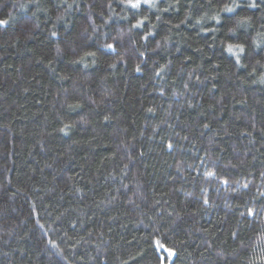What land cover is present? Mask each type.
I'll return each mask as SVG.
<instances>
[{"label": "trees", "instance_id": "trees-1", "mask_svg": "<svg viewBox=\"0 0 264 264\" xmlns=\"http://www.w3.org/2000/svg\"><path fill=\"white\" fill-rule=\"evenodd\" d=\"M0 20V264H264V0Z\"/></svg>", "mask_w": 264, "mask_h": 264}, {"label": "snow or ice", "instance_id": "snow-or-ice-1", "mask_svg": "<svg viewBox=\"0 0 264 264\" xmlns=\"http://www.w3.org/2000/svg\"><path fill=\"white\" fill-rule=\"evenodd\" d=\"M143 2H144L145 4H150V3H151V0H143ZM128 3H129V4L131 5V7H133V8H139V7L141 6V0H134V2H133V0H128ZM153 6H154V5H153ZM251 6H252V7H256L255 3H253ZM225 11L231 12V11H233V9H232V8H229V7H226V8H225ZM7 22H8V21H6V20H0V25H2V24H7ZM139 23H142V21L139 22ZM53 35H55V33H53ZM106 47L109 48V49H111V48H113V45H110V44H109V45H107ZM237 47L239 48V51H240V52H243V47H242V46H237ZM228 51H229L230 53L233 52V47H232V46H229ZM237 63H239V55H238V54H237ZM136 70H137V71H140V68L137 67ZM169 147H171V146H169ZM208 175L211 176V175H213V174H212V173H208ZM225 183H227V181H225ZM244 187L246 188L247 185H244ZM262 195H264V193H262ZM205 203H207V201H205ZM249 215H254V213L250 210ZM157 245H158L159 247H161V248L164 247V245L160 244L159 241H157ZM167 251H168V254H169L170 256H174V255L176 254V253L174 252V250H172V249H168Z\"/></svg>", "mask_w": 264, "mask_h": 264}]
</instances>
